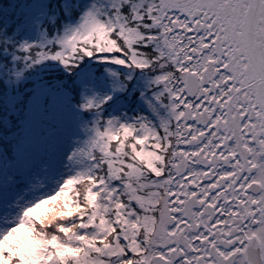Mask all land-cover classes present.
<instances>
[{"label":"snow or ice","instance_id":"1","mask_svg":"<svg viewBox=\"0 0 264 264\" xmlns=\"http://www.w3.org/2000/svg\"><path fill=\"white\" fill-rule=\"evenodd\" d=\"M0 264H264V0H0Z\"/></svg>","mask_w":264,"mask_h":264}]
</instances>
